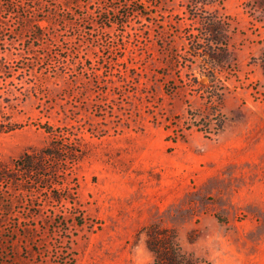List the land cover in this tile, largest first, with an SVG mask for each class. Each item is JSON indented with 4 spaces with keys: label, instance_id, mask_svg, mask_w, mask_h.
<instances>
[{
    "label": "rangeland",
    "instance_id": "374dc122",
    "mask_svg": "<svg viewBox=\"0 0 264 264\" xmlns=\"http://www.w3.org/2000/svg\"><path fill=\"white\" fill-rule=\"evenodd\" d=\"M9 1L0 264H264V0ZM208 14L230 26L218 118L193 86Z\"/></svg>",
    "mask_w": 264,
    "mask_h": 264
},
{
    "label": "trees",
    "instance_id": "16d2710c",
    "mask_svg": "<svg viewBox=\"0 0 264 264\" xmlns=\"http://www.w3.org/2000/svg\"><path fill=\"white\" fill-rule=\"evenodd\" d=\"M13 1L15 0L12 1L10 0L7 5L9 4L14 5ZM202 22L204 25V33L206 34L207 37L206 45L201 47L199 44H196V46L193 49L192 57L193 58L203 57L204 64L207 65L209 69H211V71H209V74L212 85L209 86L208 88H204L199 84V81L195 77L193 78L194 79L193 86L197 87V91L199 92L202 91L204 96L208 98L210 111L212 112L211 115L218 118L220 117V109L223 105L224 91L227 90V87L224 85L220 86L222 83L221 81H217L216 77L214 76V68L217 65H221V64L226 65L229 62L227 43L230 39L229 36L230 26L226 21V19L223 16H219L218 14H208L207 16H203ZM180 58L181 56H179L177 52H173L171 54V64L179 63ZM188 67L192 68V65ZM188 77H190V80L192 79L191 74H188ZM222 127H223V120H220L219 128L217 129V132H219L222 129ZM33 158H31L28 155H24L16 163V166L18 165L20 171H22V173L25 174L26 176H29V174L33 172L37 173L41 169H43V165L41 164L42 160L35 162L33 161ZM1 179L3 178L0 174V180ZM7 179L14 182L10 176ZM66 263L67 262H64L63 264Z\"/></svg>",
    "mask_w": 264,
    "mask_h": 264
}]
</instances>
